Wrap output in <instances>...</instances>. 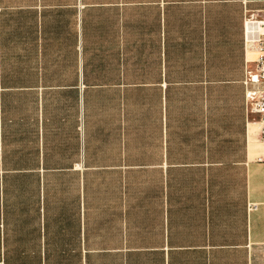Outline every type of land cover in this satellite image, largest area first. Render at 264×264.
<instances>
[{
    "label": "crops",
    "instance_id": "0c3cea01",
    "mask_svg": "<svg viewBox=\"0 0 264 264\" xmlns=\"http://www.w3.org/2000/svg\"><path fill=\"white\" fill-rule=\"evenodd\" d=\"M247 13L0 0V264H264Z\"/></svg>",
    "mask_w": 264,
    "mask_h": 264
},
{
    "label": "built area",
    "instance_id": "2783aa9c",
    "mask_svg": "<svg viewBox=\"0 0 264 264\" xmlns=\"http://www.w3.org/2000/svg\"><path fill=\"white\" fill-rule=\"evenodd\" d=\"M243 36L245 49L256 53L254 66L247 68L242 82L244 106L247 113L257 117L259 141L264 145V17L247 13L243 21Z\"/></svg>",
    "mask_w": 264,
    "mask_h": 264
}]
</instances>
